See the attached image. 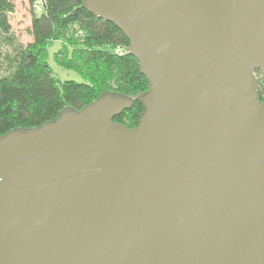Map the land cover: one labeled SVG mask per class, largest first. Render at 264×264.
<instances>
[{
	"label": "water",
	"instance_id": "obj_1",
	"mask_svg": "<svg viewBox=\"0 0 264 264\" xmlns=\"http://www.w3.org/2000/svg\"><path fill=\"white\" fill-rule=\"evenodd\" d=\"M148 89L0 136V264H264V0H85Z\"/></svg>",
	"mask_w": 264,
	"mask_h": 264
},
{
	"label": "trees",
	"instance_id": "obj_2",
	"mask_svg": "<svg viewBox=\"0 0 264 264\" xmlns=\"http://www.w3.org/2000/svg\"><path fill=\"white\" fill-rule=\"evenodd\" d=\"M84 1L42 0L38 12L31 10V41L7 57L8 72L0 77V136L52 122L63 108L80 109L110 92L132 100L113 121L128 128L137 125L143 112L137 96L148 89L147 80L134 57L113 52L118 46L126 48L128 40L114 25L89 13ZM13 11L12 0H0V33L9 32ZM53 42L61 43L53 53L54 64L74 71L82 82H61L53 75L47 51ZM258 81V101H264V80Z\"/></svg>",
	"mask_w": 264,
	"mask_h": 264
},
{
	"label": "rangeland",
	"instance_id": "obj_3",
	"mask_svg": "<svg viewBox=\"0 0 264 264\" xmlns=\"http://www.w3.org/2000/svg\"><path fill=\"white\" fill-rule=\"evenodd\" d=\"M14 11L9 15V32L6 34L0 33V77L7 74V57L11 56L14 49L21 45L25 46L31 41L27 29L29 28L32 11L30 9L29 0H12ZM59 42H53L47 49L48 51V64L52 69L53 75L61 82L66 80H73L82 82L81 78L74 71L59 67L53 62V53L60 48ZM255 76L258 80L262 78L260 72L256 71ZM0 85V94L2 92Z\"/></svg>",
	"mask_w": 264,
	"mask_h": 264
},
{
	"label": "built area",
	"instance_id": "obj_4",
	"mask_svg": "<svg viewBox=\"0 0 264 264\" xmlns=\"http://www.w3.org/2000/svg\"><path fill=\"white\" fill-rule=\"evenodd\" d=\"M42 7V0H34L31 4V10L34 11V12H38ZM125 50L126 48L124 47H116L113 52L115 54H118V55H122V54H125Z\"/></svg>",
	"mask_w": 264,
	"mask_h": 264
}]
</instances>
